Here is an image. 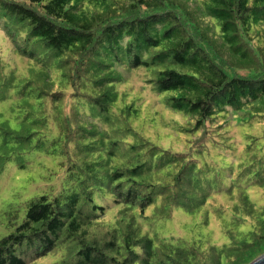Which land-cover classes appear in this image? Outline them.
Segmentation results:
<instances>
[{
  "label": "trees",
  "instance_id": "trees-1",
  "mask_svg": "<svg viewBox=\"0 0 264 264\" xmlns=\"http://www.w3.org/2000/svg\"><path fill=\"white\" fill-rule=\"evenodd\" d=\"M189 1L193 12L182 0H0V101L11 99L18 121L11 130L7 120V128L12 140L60 131V164L74 182L66 193L29 200L23 222L0 240V264H27L58 250L65 256L57 264H222L213 247L142 235L135 214L152 207V217L167 218L175 207L194 213L208 201L222 215L227 195L233 224L247 220L251 229L223 231L224 264H248L264 253V207L258 211L244 194L251 177L233 195L217 164L209 179L195 155H209L208 142L216 143L210 129L228 124V114L239 126H264V0ZM223 48L253 67L232 64ZM6 53L16 63L19 56L32 60L21 78L30 92L13 85ZM116 67L136 70L135 83L184 118L173 124L192 136L186 150L157 147L130 127L135 104L118 103L131 82ZM80 113L93 127L65 119ZM244 127L239 135L253 137ZM258 182L263 191L264 176ZM222 191L227 195H214Z\"/></svg>",
  "mask_w": 264,
  "mask_h": 264
},
{
  "label": "rangeland",
  "instance_id": "rangeland-1",
  "mask_svg": "<svg viewBox=\"0 0 264 264\" xmlns=\"http://www.w3.org/2000/svg\"><path fill=\"white\" fill-rule=\"evenodd\" d=\"M183 2L192 12L193 9L195 10L193 2L182 0ZM215 43L221 47L218 39L215 40ZM5 47L6 41L0 40L1 54L3 53L2 49ZM223 54L232 64L241 65L246 69L253 67V65L250 67L249 64L243 63L237 56H231L225 48H223ZM5 57L12 65L10 69L14 70L13 85L24 93L30 92L29 87L31 85L27 86L21 78L27 76V68L33 67L32 60L16 56L18 58L16 63L15 57L9 53H6ZM115 71L125 81L129 80L131 82L127 97L123 102L118 103V105H123L131 101L134 102L137 113L136 115L131 114L130 127L157 147L174 152L186 150L191 144L192 136L184 132H178L176 125L173 124V120L184 123V118L164 108V105L153 97L154 93L135 83L136 70L128 71L116 67ZM10 103L11 99L9 102L0 101V240L14 232L16 227L23 222L26 206L30 199L40 195L52 197L56 194L66 193L74 183L66 167L60 164L64 159L61 152L59 153L61 148L60 131L56 129L51 133L43 131L38 133L37 136L31 135L27 138L12 140L13 133L9 132L7 128V120L10 123L8 124L11 130L18 126V121L16 120L17 109H11ZM86 111H89V109L86 108ZM65 119L74 120L76 123H84L86 128L93 127L95 123L89 114L82 113L77 115L75 119L74 116L73 118L65 116ZM225 121L229 123L223 122L222 126L219 127L217 124L212 125L210 130L213 135L211 138H214L216 143L209 141L207 144L210 150L209 155L195 154L196 159L198 162H203L204 175L209 179L213 178L214 173L213 170L208 171V169L216 163L217 175L223 178L224 184L226 183V187L231 189L233 195H236L241 186H245L244 180L251 177L244 189V194L254 201L255 207L259 211L264 207V188L263 191L260 190L258 180L264 176V170H260L258 175L256 171L258 163L263 161L264 157L261 159L260 156H254L261 151L264 153V126L256 121L255 125L251 123L252 125L249 128L243 126L246 134L253 137H262L261 140H254L253 137L239 135L238 130L243 129V127L235 122L231 114L227 115ZM219 136H222V138H219ZM87 141L83 139L82 143ZM261 146H263L262 149ZM236 147L238 153L234 155L233 151ZM242 150H245V152L242 153ZM241 153L244 156H241ZM261 165H264V163ZM249 168L253 170L245 174V169ZM223 169L226 170V174H224L226 177L222 176ZM238 180L239 182L236 183ZM220 193L214 195H227L223 191ZM222 203L225 209L222 215H217L215 212V209L219 208L218 203L210 205L207 201L194 213H188L181 207H175L169 217L159 219L158 217H152V207H148L145 210L144 217L140 216V213L135 214V216L142 235L149 238L157 235L171 244L195 245L201 249L213 247L219 255L218 259L224 264L225 256L222 250L224 245L229 243V238L224 235V232L227 230L247 232L251 227L247 220L239 226L233 224L235 219L232 218L234 216V201L228 195L227 198L222 197ZM114 213V210L109 211L107 217H112ZM262 251H264V247ZM64 256L65 250H58L56 253H50L34 261L27 262V264H57ZM259 256L260 252L255 253L254 259Z\"/></svg>",
  "mask_w": 264,
  "mask_h": 264
},
{
  "label": "water",
  "instance_id": "water-1",
  "mask_svg": "<svg viewBox=\"0 0 264 264\" xmlns=\"http://www.w3.org/2000/svg\"><path fill=\"white\" fill-rule=\"evenodd\" d=\"M249 264H264V253L251 261Z\"/></svg>",
  "mask_w": 264,
  "mask_h": 264
}]
</instances>
